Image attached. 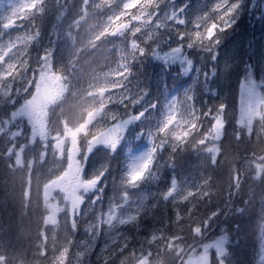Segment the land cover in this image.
Here are the masks:
<instances>
[{"label":"trees","instance_id":"obj_1","mask_svg":"<svg viewBox=\"0 0 264 264\" xmlns=\"http://www.w3.org/2000/svg\"><path fill=\"white\" fill-rule=\"evenodd\" d=\"M241 1L242 15L247 17L253 0ZM4 3L0 0V44L19 41L14 47L16 64L9 76L18 98L12 105L10 96L0 99V123L9 117L10 111L19 108L21 99L26 97L28 80L27 94H39L49 88V81L60 80L61 97L46 112L48 133L61 135L66 128L86 124L87 129L76 140L77 163L82 180L91 182L93 189L82 197L83 212L73 216L72 224L66 213L57 225H47L44 189L64 169L66 160L62 158L58 166L54 165L53 145L42 146L38 139L31 140L20 117L18 136L8 137L0 128V264H61L60 253L66 252L70 258L78 247H88L83 242L92 231L82 226L90 222L93 211L108 209L123 198L119 189L127 170L128 151L138 144L136 138L140 133L159 127L158 116L172 101L176 112L192 123L184 136L162 146L163 149L157 142L165 139L164 131H159L160 139L158 134L153 136L140 182L125 195L139 205L130 221L119 227L118 242L103 252L89 251V264H116L121 259L141 261L145 256L149 264H183L190 249L221 233L228 239L226 264H264V125L250 135L235 125L237 75L241 77L240 69L244 68L243 63L238 65L240 55H236L234 64L225 65L228 70L224 77L217 71L219 61L211 64L214 51L219 54L232 47L245 48L250 39L248 31L244 30L241 44L235 40L226 44L228 40L224 39L215 48V37L209 40L211 45L200 50H186L182 44L188 59L184 68L170 66L164 72V66L152 59L158 37H150L142 24H136L124 37L99 31L103 19H108L113 11L109 2L39 0L34 9L9 28L2 21ZM178 3L196 7L200 0ZM166 5L165 0H158L149 5V10ZM255 6L251 16L252 41L257 44L264 40V24L258 23L264 19V11L261 3L256 2ZM125 23L122 25L127 27ZM168 26V38L164 39L169 44H160L159 49L178 40L171 33L172 25ZM180 27L177 25L175 30ZM257 34L260 35L256 37ZM148 37L152 39L146 43ZM47 54L51 80L37 81L41 58ZM113 71L117 76L110 80L116 82L103 81ZM213 72V80L208 79L206 86V74L212 76ZM162 83L167 87H162ZM101 87L108 89L107 97L102 99L97 97ZM177 89L178 98L173 95ZM140 97L142 102L138 104L136 99ZM219 112L223 125L217 152L213 153L202 141ZM135 118L141 122H134ZM114 125L119 126L115 131L117 138L108 146L102 139ZM20 146L19 164L12 148Z\"/></svg>","mask_w":264,"mask_h":264},{"label":"rangeland","instance_id":"obj_2","mask_svg":"<svg viewBox=\"0 0 264 264\" xmlns=\"http://www.w3.org/2000/svg\"><path fill=\"white\" fill-rule=\"evenodd\" d=\"M39 0H5V3L1 7L3 10L2 21L5 28H9L15 24V22L26 14L28 11L34 9ZM109 2L108 5H113L112 12L109 13L108 19H103V23L99 29L100 32H106L108 35H115L124 37L127 32L133 31L136 24H142L144 30L150 34V37L157 35L156 50L153 53L152 59L164 67H174L178 65L183 67L187 62V58L183 54L182 44H185L186 50H200L203 46L211 45L209 40L215 37V34H219V28H213V24H217L219 27L224 26L222 17H227L229 11L232 8V4L238 2V0H200L199 6L194 5H179L178 2L182 0H165L166 5L163 9L154 8L149 10V5L157 3L158 0H103ZM185 1H183L184 3ZM261 3L264 11V0H253L249 3L247 17L242 15L244 12L243 2L241 1L240 9L236 10L237 15L236 23L228 29L226 32L219 34L220 43L228 40L226 44H230V40H235L237 44H241L244 30H247V38L245 48L241 47L239 50L236 47H232L227 52H221L216 54V59L213 61L211 58V64L216 65L219 61L217 70L221 77L226 75L228 68H224L225 65L234 64L236 55H240V61L238 65L244 64V68L240 69L241 77L239 80L237 93H238V112L235 114V125H238L241 130L250 135L251 132L264 125V40L254 44L252 39V21L251 16L256 9L255 3ZM182 3V4H183ZM110 10V11H111ZM256 15V13H255ZM254 15V16H255ZM126 21H123L125 20ZM123 21V22H122ZM126 22L125 29L114 33V28L124 24ZM264 24V19L261 18L258 23ZM172 25V35H176L178 40L169 47H163L159 49L160 44H169L164 36L168 38L166 29ZM177 25H180V30H175ZM123 26V25H122ZM75 28V26H74ZM98 34V33H97ZM134 34V33H133ZM152 34V35H151ZM260 34H257L258 37ZM147 36V35H145ZM148 37V40L152 38ZM185 41V42H184ZM19 42L17 39L12 41H4L0 44V99H6L10 96L12 105L18 98L15 97V93L12 80L10 79L11 70L15 66V44ZM184 42V43H183ZM198 43V44H194ZM209 43V44H208ZM224 43V42H223ZM232 44V43H231ZM142 45V44H141ZM147 45V44H145ZM155 45V44H154ZM192 45H195L192 47ZM255 50V51H254ZM216 53V51H214ZM214 53V54H215ZM213 54V55H214ZM253 54H255V61H253ZM223 61L225 63H223ZM223 63V64H222ZM41 66L37 70L36 77L50 79L51 64L49 54L41 58ZM260 69V70H258ZM259 71L257 77L255 71ZM116 71H113L103 77V81L106 83L116 82L110 80L116 75ZM210 75V73L208 74ZM207 75V76H208ZM107 78V79H106ZM260 78V79H258ZM208 79L213 80V75L206 78V86L209 85ZM20 80V78H19ZM109 80V81H107ZM36 81V89L39 87V82ZM58 81V80H57ZM48 82V89H43L39 94L35 92L28 93L27 90L30 85V81L27 82V89L25 90L26 97L21 99L19 108L14 111H10L9 117L0 123V128L5 131V134L10 137L13 135L18 136L20 134L21 121L25 122L26 128L30 131L31 140L38 139L42 146L46 144H52L55 151V157H53V164L58 166V161L62 158L66 160L64 169L60 174L53 178L44 189V203L46 205L47 225H57L60 221L61 215L68 214L70 224H72V218L74 215L83 212V200L82 197L85 194H89L92 191L91 182L82 180L81 170L78 165V148H77V136L80 133H84L86 124H82L77 128H66L61 135L51 136L48 133L46 123L47 108L51 106L57 99L61 97L63 91V85L58 82ZM45 86V83H44ZM34 87V89H35ZM42 89V87H41ZM98 90V89H97ZM96 90V91H97ZM207 90V89H206ZM95 91V92H96ZM107 88L101 87V91L97 94V97L102 99L107 97ZM13 92V95H12ZM94 92V93H95ZM180 91L177 89L173 94L177 97ZM172 95V96H173ZM14 96V97H12ZM126 99H129L127 97ZM131 100V97L130 99ZM136 103L142 102V97L136 99ZM164 107L161 116L158 119L159 127H151L148 131L140 133L136 141L135 147L130 148L128 151V164L127 170L122 178V182L119 189V195H124L120 198V202L113 204L108 209L95 210L92 212L90 222H86L82 228H86V231H92L88 236L87 241L83 242L85 245L78 247L76 252L68 257L66 252L60 253L58 258L61 264H65V259L68 264H89L92 254L89 251L103 252V249L109 247L112 244L118 242L121 231L120 226L130 221L134 210L138 207V201H132L130 197L125 196L126 193L135 188L140 182V175L142 170L146 166L147 160V147L152 141L153 136L158 134L159 139L162 134L159 131H164L165 139L159 143L160 149L167 147L168 144L178 141L186 133V127L191 123V119H186L176 112L177 107L173 103ZM154 106V105H153ZM104 109V106H101ZM213 126L209 133L204 137L203 141L207 144L210 152H217V140L220 137V131L223 125L222 113L219 112L213 118ZM141 119H133L134 122H141ZM186 120V121H185ZM119 122L116 121L115 124ZM20 126V127H19ZM119 126L112 127L106 136L102 139L108 146L113 145L116 140L115 131ZM117 132V131H116ZM104 145V144H103ZM167 145V146H165ZM105 146V145H104ZM164 146V147H162ZM15 152L16 163L20 164L22 158V146L16 149L12 148V152ZM82 216V215H81ZM74 228V227H73ZM227 235L221 233L213 239L202 243L201 245L190 249L183 259V264H226L225 259L227 255ZM69 244V242H68ZM95 253H93L95 255ZM92 264V263H91ZM116 264H149L147 256L141 261L138 259H121Z\"/></svg>","mask_w":264,"mask_h":264},{"label":"snow or ice","instance_id":"obj_3","mask_svg":"<svg viewBox=\"0 0 264 264\" xmlns=\"http://www.w3.org/2000/svg\"><path fill=\"white\" fill-rule=\"evenodd\" d=\"M240 7H241V0H238V2L233 3L232 8L228 13V16L226 18L222 17V19L224 21V26L219 27L217 24L214 23L213 28L216 29L218 27L219 28V34H222V33L226 32L228 29H230L236 23V20L238 17H237V15H235V13H236V10L240 9ZM219 34L214 33L215 39H214V45L213 46L215 48H217V46L220 43V35ZM215 59H216V53L214 55H212V60L214 61ZM168 70H169L168 67L162 68V71H164V72H167ZM212 75L214 76L215 72H213ZM206 78H207V74H206ZM162 87L166 88L167 87L166 83H162Z\"/></svg>","mask_w":264,"mask_h":264},{"label":"flooded vegetation","instance_id":"obj_4","mask_svg":"<svg viewBox=\"0 0 264 264\" xmlns=\"http://www.w3.org/2000/svg\"><path fill=\"white\" fill-rule=\"evenodd\" d=\"M194 44H198V43H194ZM203 77H204V72H203V69H201V72H200V79L203 81ZM203 83V82H202Z\"/></svg>","mask_w":264,"mask_h":264},{"label":"water","instance_id":"obj_5","mask_svg":"<svg viewBox=\"0 0 264 264\" xmlns=\"http://www.w3.org/2000/svg\"><path fill=\"white\" fill-rule=\"evenodd\" d=\"M122 29H123V26H118V27L115 28V32H118V31H120Z\"/></svg>","mask_w":264,"mask_h":264}]
</instances>
